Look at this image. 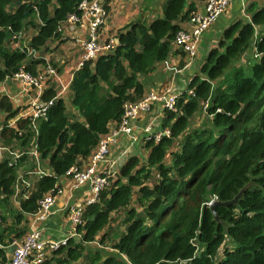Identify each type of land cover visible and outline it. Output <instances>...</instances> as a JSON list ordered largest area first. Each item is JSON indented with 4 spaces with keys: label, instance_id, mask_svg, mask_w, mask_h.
<instances>
[{
    "label": "trees",
    "instance_id": "16d2710c",
    "mask_svg": "<svg viewBox=\"0 0 264 264\" xmlns=\"http://www.w3.org/2000/svg\"><path fill=\"white\" fill-rule=\"evenodd\" d=\"M81 1L0 0V85L21 70L34 77L49 66L62 72L46 53L62 38L69 15H79ZM247 9L251 20L230 24L209 50L189 85L194 94L182 93L177 111L166 110L163 126L170 135L147 141L146 162L128 159L97 201L83 208L81 237L69 238L44 264H264V32L254 41L264 7ZM192 11L189 0H166L162 17L120 31L114 52L74 71L71 106L48 79L41 98L53 103L35 120L36 128L31 115L12 124L19 109L7 95L0 97V146L19 153H0V264L8 261L7 247L27 233L26 216L37 212L39 201L58 189L71 167H83L111 125H119L125 104L144 97L143 79L169 56L179 22ZM252 49L253 59L243 63ZM207 101L210 122L191 129ZM179 136L180 149L166 166ZM39 167L50 173L33 174ZM237 196L235 204L217 206L214 215L209 201ZM119 211L125 229L111 249L89 246L97 239L105 243L101 231Z\"/></svg>",
    "mask_w": 264,
    "mask_h": 264
},
{
    "label": "crops",
    "instance_id": "0c3cea01",
    "mask_svg": "<svg viewBox=\"0 0 264 264\" xmlns=\"http://www.w3.org/2000/svg\"><path fill=\"white\" fill-rule=\"evenodd\" d=\"M165 1L166 0H105L104 7L107 12V17L98 28L99 40L103 43L112 35L118 36V33L122 30H125L132 22L143 20L150 23L157 18L162 17L163 4ZM189 3L194 6V11L200 13L205 12L204 0H189ZM251 4H255L258 8H263L264 0H234L229 6L228 10L219 16L218 19L211 25V27L202 35L197 45L196 54L193 57H190L188 54H186L182 48L177 47L174 40L172 43V51L166 60L159 63L156 70L147 76L148 78L146 77L143 79L145 85V94L149 91H160L167 88H170L171 91L178 94L185 92L188 93V91L191 89L189 85L193 81L194 77L197 76V73L200 72L209 50L218 44V40L223 30L237 20H251V14L247 9ZM179 25L181 30L191 28L188 20L179 22ZM89 30L90 25L86 21L79 24L65 26L63 29L64 32L62 31L63 38L57 41V44L59 45L58 48H62L63 42H61V40L67 39L66 34L71 38L70 41L72 42V45L78 44L84 48V43L87 39ZM263 32L264 24L257 25L254 41H256L257 36ZM255 43L256 42H254L253 47L256 50ZM199 49H201V51H205L202 61H199L201 57V51ZM254 49L248 52L249 55H253ZM47 54L48 53H46V56ZM249 55H245L242 58L243 63L248 60ZM80 60L81 59H79V61L76 64H73L69 69H67L66 66L64 67L59 65V67L62 69V72L59 74V80L57 81L60 89L59 95L66 99V103L69 106H71V92L69 87L74 71L80 67ZM73 61L76 62L77 60L74 59ZM66 73H68L67 80L62 81V76L64 77ZM37 91L38 88L32 86L30 87L27 83L20 79L9 78L1 83L0 97L7 95L13 102L14 108L19 109V116L17 115V117L11 120L12 124H15L19 117L24 116V114L30 110L31 100L35 97ZM165 115L166 110H163L159 103L154 104L153 108L149 112L140 114L139 119L136 122L137 126L133 128L132 134L128 135L121 133L116 143L112 145L110 159L109 161L102 164L99 169V173L102 174L107 169H112L116 174L131 157H137L141 162H146L148 159L149 150L147 149L148 146L147 142L145 141L146 135L143 129L152 121V118H155L156 132L169 130V127L164 128L163 126V119L165 118ZM205 119L207 123V121L210 122L211 117L208 115L205 117ZM205 119L201 120L199 126L194 125L193 127L191 125L190 128H201L205 126ZM114 125L115 123L111 125V129L114 127ZM183 137L184 136H179L174 140L172 147L164 159V164L166 166L173 165V153L180 149V144L183 140ZM31 151L32 153L35 152V146L31 148ZM85 164H87V162ZM59 186L64 188L65 192L58 197L54 213L47 221L38 223L36 228H39L40 231L42 230V238L46 241L53 240L63 242L64 238L66 237L65 240L67 243L69 238L78 237L72 236V234L75 232V226L72 219V210L76 206L83 204L86 201L91 192V184L86 183L79 188L71 190V179L67 176H62L59 180ZM137 194H135L133 197L132 205H136L135 201ZM16 206H18V202L16 203ZM27 218L30 219L28 224L29 228L24 237H26V235L31 231V218L26 216V219ZM115 218L117 221L119 220L118 222H122L124 218V212L119 211L112 214L113 221L104 227L99 238L102 237L104 240L103 233L106 234L105 232L108 231L107 229L111 227L114 222H116L114 221ZM124 229L125 228L123 227V230ZM56 231H59L58 235L54 236ZM109 239L110 238H107L105 241H108ZM66 243L60 244V247L62 245H66ZM103 244L105 243L103 242ZM89 246L92 245L89 243ZM102 248L107 249L105 246ZM7 250L9 253L8 258H10L13 251L10 252L9 248ZM88 251L89 250L86 251V254ZM74 263L79 264L81 263V260L78 262H73L72 264Z\"/></svg>",
    "mask_w": 264,
    "mask_h": 264
},
{
    "label": "built area",
    "instance_id": "2783aa9c",
    "mask_svg": "<svg viewBox=\"0 0 264 264\" xmlns=\"http://www.w3.org/2000/svg\"><path fill=\"white\" fill-rule=\"evenodd\" d=\"M234 0H204L205 12L192 11L188 17V22L191 26L189 29H182L178 32L176 37V46L182 48V50L190 57L195 56L197 45L202 35L211 27V25L218 19L219 16L224 14L231 3ZM105 0H82L78 10V14H71L68 17L67 25L79 24L86 21L90 25V30L87 39L84 43L83 55L79 62L81 66L86 61H95L100 56L110 54L113 52L118 43L119 38L117 35H112L108 40L103 43L99 40L98 28L107 17V12L104 7ZM65 25H63L64 27ZM62 27V28H63ZM14 79H20L27 83L30 87L38 88L35 97L31 100L30 110L24 114V116L31 115L33 117V125L36 128L35 120L40 115H45L48 108L52 105L53 101H42V91L44 83L53 78L58 81L59 73L54 67H48L47 70L34 77L30 73L21 70L13 76ZM182 93H175L170 88L162 89L160 91H149L138 101H131L125 104V111L121 122L116 128H112L107 134L103 135L92 152L91 156L87 160V164L79 168L77 166L71 167L66 176L71 179L70 189L74 190L86 183L91 184V192L86 201L83 204L76 206L72 210V219L75 226V232L72 236L80 237L81 234L77 233V227L82 222L81 215L83 208L87 204H92L97 201L100 191L109 185L110 180L117 176L112 169H107L104 173L100 174L99 169L103 163L109 161L111 156L112 145L116 143L119 135L128 134L131 135L133 128H135L136 122L139 119L140 114L149 112L154 104L159 103L163 110L177 111V100ZM189 95L194 94V90L188 91ZM209 102H204V110L206 111ZM156 119L152 118V121L143 129L145 133L146 142L154 138L156 141L162 136H169L170 131H155ZM9 151L14 158L19 157L17 151H11L6 146H0L1 152ZM38 156V152L32 153ZM50 173L45 171V168L39 167L32 173L42 176L43 174ZM23 185L30 186V183L23 181ZM65 190L62 187H58L57 190L51 191L46 194L39 201V208L35 214L30 216L31 218V231L23 239H16L13 243L7 247L12 248L13 252L8 261L5 264H44L47 256L51 255L53 251L60 247L63 242L48 240L42 238V233L39 228H36L38 223L47 221L55 211V205L60 195L64 194ZM214 200V199H213ZM96 246L102 248L103 245L98 241H93ZM1 247V244H0Z\"/></svg>",
    "mask_w": 264,
    "mask_h": 264
},
{
    "label": "rangeland",
    "instance_id": "374dc122",
    "mask_svg": "<svg viewBox=\"0 0 264 264\" xmlns=\"http://www.w3.org/2000/svg\"><path fill=\"white\" fill-rule=\"evenodd\" d=\"M63 25L68 26L67 25V22L63 23ZM64 27H63V29H64ZM66 30H68V29H66ZM30 33H32V32H30ZM27 36H29V33H27ZM66 37H67L66 40L65 39L61 40V42H63L62 48H58L57 42H55V44L52 45L51 48L49 49L50 52H48V54H47L46 57L49 58V60H52V65L55 64L58 67H59V65L64 66V67L66 66L67 69H69L73 64H76L79 61V59H81V57L83 55V49L84 48L81 45L79 46L78 44L72 45V42L70 41L71 38L69 36H67V34H66ZM62 38H63V36H62ZM204 49H205V47H204ZM199 50L201 51V49H199ZM204 52L205 51H203V50L201 51V57H200V60L199 61H202L203 60ZM246 55H249V53L246 54ZM253 57H254V55H249L248 60L249 59H253ZM74 59H76L77 61L76 62L73 61ZM73 62H75V63H73ZM230 71H231V69H229L227 72H230ZM67 76H68V73H66L64 75V77L62 76V81L67 80ZM206 116H208V115H207V112L205 110L199 112L192 119L191 125L193 127H194V125L199 126V124L201 123V120L202 119H205ZM209 117H211V116H209ZM205 124H206V119H205ZM209 204H210V201H209ZM114 221H116V222H114V224L107 229L108 231L105 232L106 234L103 233L104 240L101 237V240H103V241H105L107 238H110L108 241H105V244L104 245H111L112 244L111 243L112 242V239H114L115 236L117 235V233L120 232L119 230H122L123 227H124V225L122 224V222H118L119 220L117 221L116 218H115ZM58 232L59 231H56L54 233V236H57L58 235ZM64 239H66V237ZM91 245H96V244L91 243ZM74 264H77V263H74Z\"/></svg>",
    "mask_w": 264,
    "mask_h": 264
},
{
    "label": "water",
    "instance_id": "95a60500",
    "mask_svg": "<svg viewBox=\"0 0 264 264\" xmlns=\"http://www.w3.org/2000/svg\"><path fill=\"white\" fill-rule=\"evenodd\" d=\"M238 200V196L235 197L234 199L232 200H228V201H220V200H212L210 202V207H211V210L213 211L214 215H217L216 214V207L217 206H229V205H233L237 202ZM9 251H13V248H9Z\"/></svg>",
    "mask_w": 264,
    "mask_h": 264
},
{
    "label": "clouds",
    "instance_id": "9594fccd",
    "mask_svg": "<svg viewBox=\"0 0 264 264\" xmlns=\"http://www.w3.org/2000/svg\"><path fill=\"white\" fill-rule=\"evenodd\" d=\"M212 201V200H211ZM96 241H98L99 243H101L100 241H99V239H97ZM102 244V243H101ZM103 246H107V249L106 250H108V249H111V245H104V244H102ZM101 249H103V248H101ZM105 249V248H104Z\"/></svg>",
    "mask_w": 264,
    "mask_h": 264
}]
</instances>
